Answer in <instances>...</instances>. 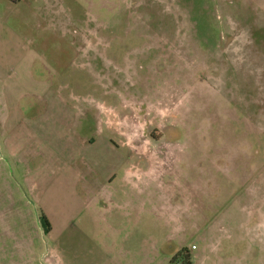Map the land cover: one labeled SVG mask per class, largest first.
Returning <instances> with one entry per match:
<instances>
[{
    "label": "rangeland",
    "instance_id": "374dc122",
    "mask_svg": "<svg viewBox=\"0 0 264 264\" xmlns=\"http://www.w3.org/2000/svg\"><path fill=\"white\" fill-rule=\"evenodd\" d=\"M57 4L53 26L40 36L46 21L28 25L17 4L0 0V264H45L49 254V236L39 227V214L51 211L50 174L41 171L47 166L3 149V114L11 110L17 122L56 115L38 92L26 93L36 74L35 87L63 85L59 93L74 105V116L91 120L76 125L79 133L93 136L94 118H113L122 120L124 135L177 137L154 147L139 141L146 152L187 150L191 164L213 158L220 180L229 179V188L214 190L218 218L229 212L220 226L245 232L246 264H264V0ZM25 47L33 53L12 55ZM27 101L38 104L26 108ZM34 130L56 138L51 126ZM200 175L192 167L178 180Z\"/></svg>",
    "mask_w": 264,
    "mask_h": 264
},
{
    "label": "crops",
    "instance_id": "0c3cea01",
    "mask_svg": "<svg viewBox=\"0 0 264 264\" xmlns=\"http://www.w3.org/2000/svg\"><path fill=\"white\" fill-rule=\"evenodd\" d=\"M15 4L26 13L28 25L38 19L48 23L40 36L53 26L57 0H20ZM61 29L65 36L68 31ZM41 45L44 48L47 43L41 41ZM25 52L33 53L25 47L22 55H12L23 57ZM40 59L50 60L46 55ZM32 77L37 80L26 93L38 92L56 115L17 122L11 119V110L3 114V149L11 157L42 159L47 166L42 173L50 174L45 190L51 211L43 214L49 228L44 230L39 223L41 233L50 241L45 264H169L181 250L188 251L191 264H246V233L236 236L222 228L220 225L229 222V212L218 218L219 210L214 208V190L229 188V179L220 180L223 171L213 165V158L205 160L209 165L202 157L191 164L187 150L166 155L161 149L146 152L138 148L139 141H153L150 146L154 147V142H175L177 137L124 135L122 127H117L122 126V120L113 118H94L93 136L87 131L79 133L76 125H90L91 120L74 116V105L60 94L63 85L53 89L46 83L47 88L42 89L35 87L41 77ZM25 103L26 108L38 104ZM4 105L7 110V99ZM36 126H51L56 138L50 141L41 133L39 137ZM192 167L200 177L179 181ZM233 183L230 180L231 186Z\"/></svg>",
    "mask_w": 264,
    "mask_h": 264
},
{
    "label": "trees",
    "instance_id": "16d2710c",
    "mask_svg": "<svg viewBox=\"0 0 264 264\" xmlns=\"http://www.w3.org/2000/svg\"><path fill=\"white\" fill-rule=\"evenodd\" d=\"M7 1L12 2V3H17L20 0H7ZM39 222H40V224L45 226L44 227L45 230L47 228H49V223H48L47 219L45 218V216L42 213L39 214ZM174 261H179L181 264H191L190 256H189V253H188L187 250H181L180 252L175 254L172 257L170 262L172 263Z\"/></svg>",
    "mask_w": 264,
    "mask_h": 264
},
{
    "label": "built area",
    "instance_id": "2783aa9c",
    "mask_svg": "<svg viewBox=\"0 0 264 264\" xmlns=\"http://www.w3.org/2000/svg\"><path fill=\"white\" fill-rule=\"evenodd\" d=\"M194 248V245L192 246ZM169 264H181L179 261L170 262Z\"/></svg>",
    "mask_w": 264,
    "mask_h": 264
}]
</instances>
